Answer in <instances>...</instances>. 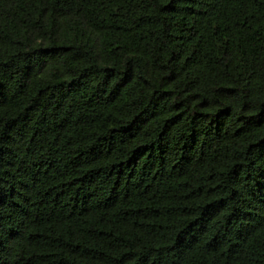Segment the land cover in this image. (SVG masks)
<instances>
[{"label": "trees", "instance_id": "trees-1", "mask_svg": "<svg viewBox=\"0 0 264 264\" xmlns=\"http://www.w3.org/2000/svg\"><path fill=\"white\" fill-rule=\"evenodd\" d=\"M0 264H264V0H0Z\"/></svg>", "mask_w": 264, "mask_h": 264}]
</instances>
